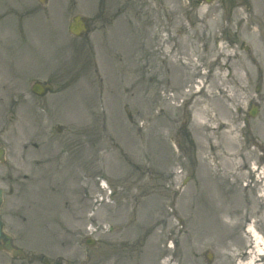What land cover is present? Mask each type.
I'll return each mask as SVG.
<instances>
[{
	"label": "rangeland",
	"instance_id": "374dc122",
	"mask_svg": "<svg viewBox=\"0 0 264 264\" xmlns=\"http://www.w3.org/2000/svg\"><path fill=\"white\" fill-rule=\"evenodd\" d=\"M263 2L0 0V80L13 57L17 90L15 116L0 94V138L17 160L28 216L13 223L29 252L58 264H237L245 224L224 217L218 193L229 206L237 198L208 185L203 162L225 171L211 147L227 153L235 127L256 155L238 157L237 184L254 197L264 188L254 171L264 166ZM75 14L88 21L83 37L66 31ZM36 81L52 87L36 96ZM249 213L264 232V213Z\"/></svg>",
	"mask_w": 264,
	"mask_h": 264
},
{
	"label": "bare ground",
	"instance_id": "6f19581e",
	"mask_svg": "<svg viewBox=\"0 0 264 264\" xmlns=\"http://www.w3.org/2000/svg\"><path fill=\"white\" fill-rule=\"evenodd\" d=\"M264 3V2H263ZM10 15L9 17H11ZM180 66L186 67V64L180 63ZM196 92L194 93V96H196ZM193 98L195 99V97ZM208 107L205 105H202L199 109L195 111V116L196 117H203L204 115L207 114ZM221 125V123H220ZM224 125V124H223ZM216 131H218V125L216 128H213ZM211 131V130H209ZM220 131V130H219ZM215 132V131H213ZM222 136H224L225 132L220 131ZM228 137L227 139V146H226V151H221L220 153H217L219 150L217 149V146H212L211 149L214 151L216 149V152H212V158L214 159L215 157L222 156L221 157V163L226 164L225 171L222 173H219V170L216 168L217 166L213 165L210 166L207 161H204V170L207 171V174L211 175L212 179L208 180V185L213 183V185L216 188H219V186L222 185H229L231 187H228L232 189L233 193L237 200H236V205L235 207L229 206L228 200L225 197L224 192H219V190H213V193L217 195L219 194V198L223 200V215L224 217H228L229 215L233 214L234 212L237 215V220H236V225H241L242 222L245 224L244 228V236L239 238V250L236 251L234 255L237 256V264H264L261 263V257L260 255L264 253V234L261 233L260 231V225L258 223L259 220H250L248 217V209H250V215L251 217H256L260 214L264 213V188L261 190L260 194L256 197L252 196L249 194V191L237 184L238 179L243 177V173L240 170V167L238 166V157L242 158H255V152L254 151H246L242 152V149L238 146L237 140V132L235 127L230 128L228 131ZM211 134V133H210ZM263 155V154H262ZM263 157V156H262ZM206 159V157H205ZM231 176L233 177L231 180H229L230 172ZM233 170V171H231ZM260 170V171H259ZM259 172L264 173V166H262L260 169H258ZM264 177V176H263ZM260 179V178H259ZM217 182L214 184V182ZM261 181V180H260ZM104 187L106 186L105 183H101ZM213 188V187H212ZM214 195V196H215ZM218 196V195H217ZM243 196V198H242ZM244 196H248V198H244ZM226 201V202H225ZM245 208V209H244ZM221 211V212H222ZM239 212V213H238ZM250 217V218H251ZM225 222L229 224V220L225 219ZM165 262H161L160 264H164Z\"/></svg>",
	"mask_w": 264,
	"mask_h": 264
},
{
	"label": "flooded vegetation",
	"instance_id": "af4514ba",
	"mask_svg": "<svg viewBox=\"0 0 264 264\" xmlns=\"http://www.w3.org/2000/svg\"><path fill=\"white\" fill-rule=\"evenodd\" d=\"M11 84V81H4L0 84V90H6L5 98L8 97V100L5 102L4 108L5 110L9 107L13 108L9 113L11 116H14L15 105L13 107V104L10 102L12 100L10 89L17 90ZM3 133L0 132V137H2ZM16 162L17 160L10 153L8 145L2 142L0 138V221L2 223L1 234L3 235L0 238V264H34L35 262L57 264L59 262L58 258H56L58 260L53 261L46 259L42 254L28 252L18 238L19 233L17 228L14 227L13 221L24 219L28 216L27 211H23L28 208V205L18 200Z\"/></svg>",
	"mask_w": 264,
	"mask_h": 264
},
{
	"label": "water",
	"instance_id": "95a60500",
	"mask_svg": "<svg viewBox=\"0 0 264 264\" xmlns=\"http://www.w3.org/2000/svg\"><path fill=\"white\" fill-rule=\"evenodd\" d=\"M206 1H209V0H206ZM69 30L77 35L85 32L86 28H85V24L83 20L78 16L74 17L70 23ZM35 90L37 93H39L38 87H36ZM251 114L253 115L254 111H252Z\"/></svg>",
	"mask_w": 264,
	"mask_h": 264
}]
</instances>
